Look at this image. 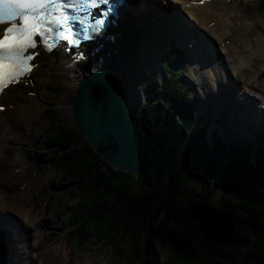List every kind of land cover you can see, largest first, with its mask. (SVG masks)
Returning a JSON list of instances; mask_svg holds the SVG:
<instances>
[{"label":"trees","instance_id":"16d2710c","mask_svg":"<svg viewBox=\"0 0 264 264\" xmlns=\"http://www.w3.org/2000/svg\"><path fill=\"white\" fill-rule=\"evenodd\" d=\"M163 65L162 96L152 85L132 109L138 177L109 165L76 124H62L56 110H47V140L64 147L51 161L83 193L69 242L86 247L97 236L129 264L135 257L139 264H264V150L221 139L218 130L208 140L210 121L195 118L175 66L167 57Z\"/></svg>","mask_w":264,"mask_h":264},{"label":"bare ground","instance_id":"6f19581e","mask_svg":"<svg viewBox=\"0 0 264 264\" xmlns=\"http://www.w3.org/2000/svg\"><path fill=\"white\" fill-rule=\"evenodd\" d=\"M236 1L238 0H212L210 2L173 0L174 3L181 2L186 7L189 19L193 21H191L193 25L191 26L190 23L184 24L190 20L184 15H180L178 4L169 5L176 11L177 15H175L172 11L165 12L160 4L143 3L141 8V0H133L136 3L135 7L132 8L133 12L128 11L125 14V19L131 25V29H127L129 31H127L126 38L118 42V49L109 55L100 68L117 79L128 103H136L138 99L145 96L147 85L162 71L161 57L168 50L172 38H175L176 46L178 43L181 46L186 42L185 37L191 36L195 40L196 47L187 48L184 46L180 49L184 55L191 56V59L188 56L189 69L194 70L201 77L204 76L203 83H201L205 96L203 102L206 101L207 106L213 107L214 113H219L225 102L230 100L229 96H226L227 92L230 94L234 88L237 95L247 101V105L244 103L245 107L241 106V112L246 110L245 118L248 125L249 121L253 122L258 127H263L264 132V111L256 109L255 98L245 94V92H252V90L257 89L264 101V87H259L261 84L259 74L264 69V37L262 39L259 37L251 38L249 23L245 20L239 21V14L234 8ZM161 3L165 4L166 1ZM124 8L122 7V9ZM234 22H238V24H235L236 27L232 30L230 26ZM134 30L136 33L133 32ZM189 34L190 36H188ZM182 35L185 37L183 36L184 39L180 41ZM127 38L128 42L126 41ZM205 39L211 40L214 44H217L219 40L221 47L217 44L218 48L227 52L226 60L237 79L231 76L233 80L231 82L228 80L223 62L218 63L212 60L211 50L214 45L209 47L201 44ZM234 40H237L236 42H239L241 47ZM200 51H203L204 54L201 53L199 59L195 57V52L199 53ZM58 57L47 56L46 53H42L38 59L40 64L34 70L36 77L33 83L29 86L23 84L12 86L1 97V101L5 102L8 108L4 113L0 112V210L3 212V215L0 216V230L3 232L0 237V264L90 263L89 259L84 257L78 261L79 256L74 260L69 257L59 259L57 251L60 254L64 250V243H47L45 231L40 229L41 221L46 213L39 215L36 211L38 206L36 204L31 205V203L33 204L31 196L40 187H34V184L30 183V179L39 178L37 170H40V167L37 166L34 170L35 173L32 171L36 174L35 178L31 173L33 176L27 179V173H23L25 169L20 165L23 159L19 150L23 127L35 117L37 110L33 104L37 95L34 93L37 90V84L45 80L48 74L57 71L61 81L68 84L72 83L77 90L80 82H84L96 70L100 69L97 68L89 73L81 72L76 69L78 64L73 63L71 57ZM183 66L188 67L187 63ZM247 69L252 71L249 76L246 74ZM209 76L213 78L214 89H210L208 83L206 85ZM234 83H237V86ZM238 83L243 84L246 90H243ZM238 86H240L239 90L237 89ZM43 92L45 91H42V95H44ZM206 105L205 102L201 104L199 110H205ZM3 135L5 136L3 137ZM16 166L21 169V172H16ZM56 176L55 170L52 173L48 172L42 177V182L48 185L47 183L54 181ZM13 180L18 181L19 184L12 186L16 184H10ZM14 239H17V260L14 259L15 252L12 250ZM52 246L57 247L56 250L48 251L47 248ZM90 264L95 263L92 261Z\"/></svg>","mask_w":264,"mask_h":264},{"label":"rangeland","instance_id":"374dc122","mask_svg":"<svg viewBox=\"0 0 264 264\" xmlns=\"http://www.w3.org/2000/svg\"><path fill=\"white\" fill-rule=\"evenodd\" d=\"M235 3H236V6L234 8L237 14H239V21L245 20L251 26V31H250L251 38L256 39L257 37H259L260 39H262L264 37V0H238ZM237 3H239V5H237ZM235 24H238V22H234L231 24L230 27L232 28V30L235 29L236 27ZM234 41L236 44L238 45L240 44L239 42L238 43L236 42L237 40H234ZM180 48L182 49L183 46L179 47V49ZM109 49L111 50L113 49L112 45L110 46ZM179 49L176 52L172 49L173 52L171 54V57L173 59L172 63L177 67V70H178L177 71L178 73L176 75L179 76L183 80V82L180 81L178 83V86L180 87V90L179 89L178 90L181 91V98L184 101H190L191 99L194 101L196 105L195 109H197V114H195V118L197 120L201 118L206 120L209 118V121H210L209 123L211 126H213L214 119L220 116V118L216 120V122H218L217 123L218 125L217 126L215 125V127H219L217 129L218 130L217 135L219 134L221 139L222 138L226 139V137L231 139L233 138L231 136L236 135L238 131L240 140L242 139L241 137H243L244 139L243 141H247V143L249 141L250 144L255 145L256 147L260 145V147L263 148L264 150L263 127H259L261 130L257 128L254 129L253 127H251L252 131L251 130L250 131L252 132V134L248 135L247 132L250 127L247 128L248 123L246 121L242 120L240 117L235 119L237 123H235V120H231L234 112L237 113L238 116H241V106L242 104L247 102L242 97H239V95H238L239 98L236 97L235 94L237 93L232 94L230 100L225 102V104L223 105L224 107V106H230L232 104L236 111L232 112L230 110V107H228L225 112L223 111L225 109L222 108L223 112L220 110L221 111L220 114H218L217 112L213 113V107L207 106L206 101H204L205 105L207 106L206 110H202V111L199 110L200 105L204 103L203 99L205 97L203 95L204 89L201 87V83H203L202 79L204 76L201 77L199 76L200 74L198 73L193 74L192 73L193 71L189 70L190 61L189 59L186 60L187 54L185 55V57L182 56L179 58V54H181V49L180 50ZM165 52L164 53L167 54L168 50H166ZM189 58L191 59V56H189ZM186 63L188 67L183 66ZM262 71L263 72L259 74L260 75L259 82H261L259 87H262V86L264 87V69ZM161 72L159 73L158 76H155V78H153L152 81L149 83L150 85L151 84L155 85L154 92H157L158 96H162L161 92H162L163 85L161 81L162 79ZM58 74L59 72L54 71L53 73L48 74L45 80L37 84V90H35L37 95H36L35 100L33 101V104L37 107L36 114H35V117L32 118L31 121L27 122V125H24L23 127V134H22L21 143H20V146L21 145L23 146L21 147H25V148L29 147V149L31 148L33 150H39V151L46 150L44 146L45 140H46L45 127L48 126V123L50 121V116L47 113V110H49V108L50 110L57 111L58 119L60 120L62 124L63 122H66L67 124H75L73 110H72L71 105H72V98L74 96V93H75L74 91L76 90V87H74L72 83L68 84V83L61 81ZM206 74L208 73L206 72ZM246 74L247 76L251 75L252 74L251 69H247ZM197 76L201 78H198ZM34 77H36V75ZM235 79H237V77H235ZM48 83L53 84L54 87H57L58 91L52 92L50 89H48L47 88ZM207 83L209 84L210 89H214L213 78L211 76L207 78L206 85ZM147 87L145 88V90L147 89ZM184 89H187V91L185 92ZM42 91H45L43 92L44 95H42ZM184 92L186 94H183ZM245 94L249 95L250 97L255 98L256 105L258 106L264 105V101L260 97L259 90L254 89L252 90V92L251 91L245 92ZM144 98L145 97H141L140 99H138L137 104L138 103L143 104ZM68 102H71V103H68ZM137 106L138 105H136L135 103L131 104L132 109L136 108ZM202 115H204L205 118ZM210 130H211V127H208V130H207L208 140H210V135H209ZM260 132L263 137L262 139H260L261 137L258 139V135L260 134ZM4 136L5 135H3V137ZM73 145L75 146L77 145V143L76 144L73 143L72 146ZM8 149L10 150L11 148H8ZM63 150H64V147L57 146L54 149L48 150V152L50 151L49 156H46L42 159L32 158L29 161H27L26 159H23L22 160L23 162L21 161L20 163V165H22V167H24L25 169L23 173H27V176H26L27 179H29V177L31 178V176L33 175H34L33 177L35 178L36 174H34L35 173L34 170H36L37 166L40 167V170H37L39 178H36L33 180L30 179V183H33L34 187L35 186L40 187L39 190H36L37 192L35 191L34 194H32L31 201L33 202V204L31 203V205L34 206V204H36L39 207V208L38 207L36 208V211L39 215L46 213V215L43 217L41 221L40 229L41 231H45V238L48 237L46 238L47 243L49 244L64 243V247H63L64 250H62L60 254H58V251H57V256L59 259H62V257L63 258L69 257L70 259L74 260L77 258V256H79L78 261H81L82 257H84V258L89 259L90 263L93 261L95 264H129V261H130L129 258L125 256L123 257L120 256L121 258H119L118 255L115 256L116 249L102 245L101 243L102 241H98L99 238L97 236H95V240L91 239V241L88 244H86V247H83V245H81L82 247H80L77 241H76V244L74 243L71 244L69 242L71 246L67 247L68 238L65 232L68 230L67 226L73 222L72 217L74 215L72 214L74 213L76 209H78L81 206V201H82L81 198H82L83 193L79 191V189L74 183H72L70 178L65 174L64 170L59 168L60 166L57 163H52L50 161L52 160V156L57 155L58 152H61ZM252 159L254 160V155ZM54 170L57 173L55 180L50 183H47L48 185L43 183L42 177H44L45 174L48 172L52 173V171ZM32 171L34 173H32ZM16 172L17 173L21 172V169L17 167ZM13 183L14 184L16 183V184L12 185ZM10 184L12 186H17L19 182L16 180L15 181L13 180L10 182ZM63 206H66V207L63 208ZM43 208H45L46 211L42 210ZM68 215H70L71 217L67 218L66 221H64L63 219ZM62 221H64L63 225H61ZM44 225H46V227H44ZM57 225H61L62 227L65 226L66 231L62 230L61 232H59V230L56 228ZM122 242H124L122 238L120 240H117L116 247L118 244L121 245ZM92 244L97 245V248H98L97 251H93ZM55 248L57 247L52 246L47 249L48 251L49 250L53 251V250H56ZM134 260L136 264H139L140 262L139 258L135 257Z\"/></svg>","mask_w":264,"mask_h":264},{"label":"snow or ice","instance_id":"6c2138e0","mask_svg":"<svg viewBox=\"0 0 264 264\" xmlns=\"http://www.w3.org/2000/svg\"><path fill=\"white\" fill-rule=\"evenodd\" d=\"M113 0H0V92L26 83L40 46L50 42L74 46L102 30ZM71 9L72 13L66 11ZM94 10V12H93ZM83 12L84 15H80ZM98 17V18H97ZM80 32L74 30V23ZM84 57L81 56L80 59ZM0 105V110H2ZM3 215L0 210V216Z\"/></svg>","mask_w":264,"mask_h":264},{"label":"water","instance_id":"95a60500","mask_svg":"<svg viewBox=\"0 0 264 264\" xmlns=\"http://www.w3.org/2000/svg\"><path fill=\"white\" fill-rule=\"evenodd\" d=\"M72 109L78 130L98 155L114 168L138 177L136 124L117 79L102 68L96 70L79 83Z\"/></svg>","mask_w":264,"mask_h":264}]
</instances>
